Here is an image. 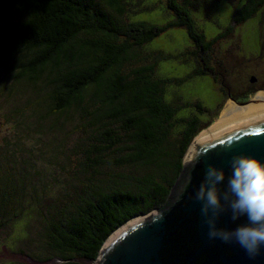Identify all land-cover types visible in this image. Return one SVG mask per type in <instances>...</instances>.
<instances>
[{
    "label": "trees",
    "instance_id": "1",
    "mask_svg": "<svg viewBox=\"0 0 264 264\" xmlns=\"http://www.w3.org/2000/svg\"><path fill=\"white\" fill-rule=\"evenodd\" d=\"M216 1L0 0V98L16 99L8 117L14 126L28 117V126L44 133L28 154L19 140L0 145V233L24 222V237L12 233L9 249L19 240L38 242L31 259L93 264L122 224L170 206L185 182L184 156L213 114L171 86L212 71L185 50L172 56L148 43L183 28L202 61L236 26L264 16V0H225L234 6L231 24L207 38L192 12L207 14ZM158 4L171 20L132 18ZM169 57L193 69L183 77L159 73ZM50 182L63 191L40 210L30 208L46 199ZM34 211L41 239L29 238Z\"/></svg>",
    "mask_w": 264,
    "mask_h": 264
},
{
    "label": "rangeland",
    "instance_id": "2",
    "mask_svg": "<svg viewBox=\"0 0 264 264\" xmlns=\"http://www.w3.org/2000/svg\"><path fill=\"white\" fill-rule=\"evenodd\" d=\"M233 4L229 1L218 0L212 4L210 11L207 14H203L201 9L192 12V16L197 26L204 32L207 38H211L221 31V28L227 27L231 24V15ZM135 20L153 21L157 24H163L172 19V15L166 12L162 5L158 4V7L152 10H143L133 17ZM148 46L164 51L172 56H177L183 50L188 55L184 57L189 58L195 64L203 65L212 71V73L202 76H193L185 80L180 86H171L177 93H181L184 100L199 99L205 106L209 108L212 116L208 114L204 117L207 120V125L204 126L193 138L192 143L196 141L197 137L207 134L211 124L219 117L226 102L231 99L227 95L229 90L231 95L235 98L238 97L240 91L247 89L246 84L250 83L249 79L255 76L254 92L248 94V98L243 102L257 103L258 100L253 101L256 93L264 92V16L260 13L254 16L239 26L235 27V30L224 39H221L214 45V49L209 53L206 51L202 54V61L198 59L200 57L196 53V47L190 42L187 37L186 31L183 28L170 27L164 30L160 35L152 39ZM207 57V58H206ZM206 64V66H204ZM193 69V63H184L181 59L175 57H169L159 62V73L168 77H183ZM253 79V78H251ZM252 81V83H254ZM247 92V91H245ZM237 95V96H236ZM242 99V98H238ZM252 100L249 102V100ZM20 100L21 107L24 115L25 108H28L25 98ZM235 103V102H234ZM239 103V102H236ZM235 103V104H236ZM242 103V102H240ZM237 106H243L236 104ZM18 103L16 99L11 98L8 103L0 98V145L2 144H17L19 140L22 143L20 153H29L34 145V141L39 138H44V133L35 130L33 126H28L30 119L25 117L24 122H18L16 126L8 120L10 115L12 116L13 110H17ZM14 111L13 113H15ZM28 114V113H27ZM47 139H44L46 141ZM191 146V145H190ZM189 146V149H190ZM25 156V155H24ZM54 176L63 179L64 173H52ZM58 174V175H57ZM54 183V179H51ZM50 182L46 186L49 190L46 199L40 200L38 203H31L30 208L40 210L45 206L46 202H50L54 199L55 194L59 191H63L61 186H55ZM55 188V190H54ZM47 190V191H48ZM61 198V197H59ZM62 199V198H61ZM65 201V198L63 199ZM37 215V216H36ZM27 219V218H24ZM30 224L32 231L29 234L31 239H41L36 235L34 231L35 227L40 223V217L38 212L34 211L30 217ZM24 222H20L17 225L15 232L8 230L7 232L0 233V263L6 264H66L57 259L50 260H37L31 259L28 255H31L35 251L33 246L38 242H28L26 240H19L14 244L13 248L9 249L8 239L14 238L17 234L12 236V233H20L22 236V230ZM14 230V229H13Z\"/></svg>",
    "mask_w": 264,
    "mask_h": 264
},
{
    "label": "water",
    "instance_id": "3",
    "mask_svg": "<svg viewBox=\"0 0 264 264\" xmlns=\"http://www.w3.org/2000/svg\"><path fill=\"white\" fill-rule=\"evenodd\" d=\"M236 104L246 105L248 101ZM193 150L206 152L194 166L185 163ZM236 155L264 163V115L191 143L184 156L185 182L171 198L170 206L122 224L103 243L97 255L103 259H95L93 264H264V246L252 259L235 242L225 245L218 239L210 240L202 202L194 199L209 165L224 170L225 182L220 187L226 188L228 167ZM238 223H247V217ZM219 224L227 229L236 227L229 223L227 214L222 215Z\"/></svg>",
    "mask_w": 264,
    "mask_h": 264
},
{
    "label": "clouds",
    "instance_id": "4",
    "mask_svg": "<svg viewBox=\"0 0 264 264\" xmlns=\"http://www.w3.org/2000/svg\"><path fill=\"white\" fill-rule=\"evenodd\" d=\"M204 154L193 150L185 157V163L194 166ZM228 170L226 188H221L225 182L224 170L209 165L194 199L202 202L201 212L208 225L209 239H218L225 245L235 242L254 259L264 246V163L254 157L236 155ZM223 214L228 215L229 223L235 224V228L218 226ZM245 216L247 223H238Z\"/></svg>",
    "mask_w": 264,
    "mask_h": 264
},
{
    "label": "bare ground",
    "instance_id": "5",
    "mask_svg": "<svg viewBox=\"0 0 264 264\" xmlns=\"http://www.w3.org/2000/svg\"><path fill=\"white\" fill-rule=\"evenodd\" d=\"M256 100L259 102H251L243 106H237L232 100H228L219 117L209 127L207 134H204L206 132L201 133L202 135L197 137V139L200 140L208 136H213L234 127L240 122L264 115V92L256 93L253 101Z\"/></svg>",
    "mask_w": 264,
    "mask_h": 264
},
{
    "label": "flooded vegetation",
    "instance_id": "6",
    "mask_svg": "<svg viewBox=\"0 0 264 264\" xmlns=\"http://www.w3.org/2000/svg\"><path fill=\"white\" fill-rule=\"evenodd\" d=\"M251 78H253V79H251ZM251 78L249 79L250 83L246 84L247 89H245V91H247V92L240 91V94L238 95V97L234 98V96H232L230 91L228 90L227 91L228 97L229 98H233L236 102H239V103L245 101V99L248 98V94H250V92H248V91H251V93L255 91V90H252V89H255V87H256V86L254 87V84H255L254 80H256L257 78L255 76L254 77L252 76ZM252 81L254 83H252ZM238 98H242V99H238Z\"/></svg>",
    "mask_w": 264,
    "mask_h": 264
}]
</instances>
